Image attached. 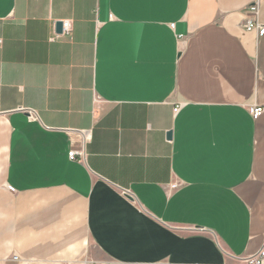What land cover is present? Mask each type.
Instances as JSON below:
<instances>
[{
    "label": "crops",
    "instance_id": "obj_1",
    "mask_svg": "<svg viewBox=\"0 0 264 264\" xmlns=\"http://www.w3.org/2000/svg\"><path fill=\"white\" fill-rule=\"evenodd\" d=\"M255 4L264 26V0H0V264H233L263 246Z\"/></svg>",
    "mask_w": 264,
    "mask_h": 264
},
{
    "label": "built area",
    "instance_id": "obj_2",
    "mask_svg": "<svg viewBox=\"0 0 264 264\" xmlns=\"http://www.w3.org/2000/svg\"><path fill=\"white\" fill-rule=\"evenodd\" d=\"M250 13L247 14V16L245 17L244 23H243V27L250 31L253 30L255 28H257L259 30L260 34H264V26L263 25H259L257 23L256 20V14L258 11V6L255 4L253 6L250 7ZM72 30V22L71 20H63V32L62 33H70ZM60 35V34H57ZM3 42V39L0 38V43ZM179 109V107L175 108V111H177ZM33 111V115H37V113L34 110ZM264 111V106H254L251 108V112L254 115H257L258 113ZM81 158L83 156V154L81 152H78L76 150H71L69 151V157L71 159H76L77 157ZM178 184L175 183L173 184V187H176ZM229 256L233 257V259L235 260V262L233 264H264V244L263 246L254 254L252 255H248V256H236L233 255L231 253H228ZM13 258L15 260L19 259L18 255H14Z\"/></svg>",
    "mask_w": 264,
    "mask_h": 264
},
{
    "label": "water",
    "instance_id": "obj_3",
    "mask_svg": "<svg viewBox=\"0 0 264 264\" xmlns=\"http://www.w3.org/2000/svg\"><path fill=\"white\" fill-rule=\"evenodd\" d=\"M57 26H58L57 27L58 32H63V21L62 20L57 23ZM168 136L171 137V132L168 133Z\"/></svg>",
    "mask_w": 264,
    "mask_h": 264
}]
</instances>
